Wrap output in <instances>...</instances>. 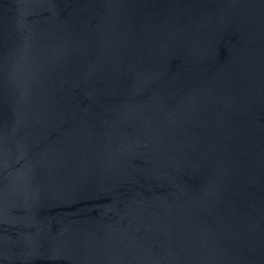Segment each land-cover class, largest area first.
Masks as SVG:
<instances>
[{"label": "water", "instance_id": "obj_1", "mask_svg": "<svg viewBox=\"0 0 264 264\" xmlns=\"http://www.w3.org/2000/svg\"><path fill=\"white\" fill-rule=\"evenodd\" d=\"M0 264H264V0H0Z\"/></svg>", "mask_w": 264, "mask_h": 264}]
</instances>
